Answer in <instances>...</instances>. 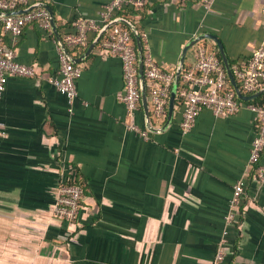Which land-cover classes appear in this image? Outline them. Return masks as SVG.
Returning a JSON list of instances; mask_svg holds the SVG:
<instances>
[{
  "label": "crops",
  "instance_id": "obj_1",
  "mask_svg": "<svg viewBox=\"0 0 264 264\" xmlns=\"http://www.w3.org/2000/svg\"><path fill=\"white\" fill-rule=\"evenodd\" d=\"M34 1L53 9L56 28L51 19L49 30L32 23L14 41L4 36L41 76L9 78L0 100V264H212L240 179L246 189L222 264H264V180L257 175L264 151L249 161L257 113L245 105L228 116L203 108L184 133L178 94L169 118L174 83L160 121L146 78L149 114L141 95L131 119L119 99L121 58L103 57L94 31L87 45L65 39L77 18L99 20L111 0ZM144 1L127 12L142 30L144 50L175 75L185 47L201 34L222 39L232 67L264 45V0ZM202 41L220 53L214 39H200L182 71ZM60 51L83 67L73 105L47 80L60 67ZM262 94L244 101L262 104ZM131 120L148 137L130 130ZM66 177L84 187L75 221L54 214Z\"/></svg>",
  "mask_w": 264,
  "mask_h": 264
},
{
  "label": "built area",
  "instance_id": "obj_2",
  "mask_svg": "<svg viewBox=\"0 0 264 264\" xmlns=\"http://www.w3.org/2000/svg\"><path fill=\"white\" fill-rule=\"evenodd\" d=\"M144 4V0H111L103 8L99 20L79 17L75 21L76 32L67 33L65 36L70 45H87L88 34L94 31L101 35L102 56L121 58L124 90L120 93L119 99L125 105L131 119L141 101L138 50L132 42V29L122 27L120 23L123 22L121 16L123 11L141 8ZM19 9L24 11L11 13ZM0 12H2L0 14L1 100L9 78L41 76L35 65L23 63L17 59L15 46L13 42L12 44L5 42V34H10L14 41L20 37L24 27L32 23L44 30H49L52 16L46 7L34 0H0ZM194 55V63L182 71V85L178 90V96L184 101L182 131L187 133L192 129L203 108L211 109L217 116H228L235 114L241 106L245 105L257 113L259 119L258 132L253 140L249 159L252 165L257 163L264 151V102L262 104L246 102L237 95L236 90L229 85L230 78L221 56L209 43L199 42ZM59 59L58 71L48 76L47 80L67 97L70 105H73L78 96L77 81L82 75L83 67L71 61L62 51H60ZM144 66L145 76L150 84L153 112L156 118L162 121L166 115L175 72L162 68L145 50ZM233 71L244 93L252 94L264 87V45L254 50L247 62L235 65ZM128 128L143 137L149 135L148 130L133 120L128 123ZM257 175L264 180V168L259 167ZM73 180L72 177H66L61 181L54 205L55 216L66 221H75L79 218L84 196L82 184ZM245 189L246 182L243 179L238 180L234 185L230 209L226 215L227 226L223 230L212 264H222L226 258L229 225L236 218Z\"/></svg>",
  "mask_w": 264,
  "mask_h": 264
},
{
  "label": "water",
  "instance_id": "obj_3",
  "mask_svg": "<svg viewBox=\"0 0 264 264\" xmlns=\"http://www.w3.org/2000/svg\"><path fill=\"white\" fill-rule=\"evenodd\" d=\"M43 6H45L46 8H48L50 10L51 16H52L53 26L56 28V22H55V16H54L53 9L49 5H43ZM21 11H24V9L15 10V11H13L11 13H17V12H21ZM1 13L2 12H0V14ZM129 26L131 27V29L134 32L135 37L137 39V50H138V57H139V77H140V80H141V95H142V101H143V104H144V108H145L147 114H149V96H148L147 87H146V76H145V66H144V45H143V41H142V36H141V33L138 30L137 26L134 23H132V22L129 23ZM100 37H101V35H100ZM203 38H212V39H214L216 41V43H217V45L219 47L222 59L224 61L226 70L228 72V76H229V78L231 80V83L233 84V86H234V88H235V90L237 92V95L241 99H243V100H253L256 97L260 96L262 93H264V87L260 88L258 91L254 92L252 94L244 93L242 91L239 83H238V80H237L235 74H234L230 58H229V56L227 54L226 47H225L222 39L218 35L213 34V33L201 34L200 36H198L197 38L192 40L185 47V49L183 51L182 62H181L180 66H179V68H178V70L176 72L175 80H174V87H173L172 94H171L169 118L172 117V113H173V110H174L175 99H176V96L178 94L180 77H181L182 68H183V64H184V61H185V57H186L187 51L191 47V45H193L196 41H198L200 39H203ZM92 48H93V46H91L89 48V51Z\"/></svg>",
  "mask_w": 264,
  "mask_h": 264
},
{
  "label": "trees",
  "instance_id": "obj_4",
  "mask_svg": "<svg viewBox=\"0 0 264 264\" xmlns=\"http://www.w3.org/2000/svg\"><path fill=\"white\" fill-rule=\"evenodd\" d=\"M122 15H123V19H124V21L123 22H121L120 23V25L122 26V27H128L130 30H131V28L129 27V23H134L135 25L137 24V23H135V21L136 20H133V18H131L130 17V15H129V13L127 12V10H125L124 12H122ZM138 28V30L139 31H141L142 32V30H140L139 29V27H137ZM131 35H132V42H133V44L137 47V39H136V37H135V34H134V32L131 30ZM218 54L221 56V54L218 52ZM229 85H230V87L231 88H234V86H233V84L230 82L229 83ZM262 95H264V93L262 94ZM74 182H77V183H80L79 181H77L76 179H74L73 180ZM81 184V183H80ZM83 186V185H82Z\"/></svg>",
  "mask_w": 264,
  "mask_h": 264
}]
</instances>
